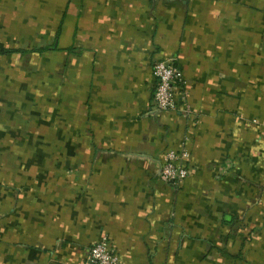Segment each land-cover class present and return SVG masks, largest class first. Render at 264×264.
<instances>
[{
    "label": "crops",
    "instance_id": "obj_1",
    "mask_svg": "<svg viewBox=\"0 0 264 264\" xmlns=\"http://www.w3.org/2000/svg\"><path fill=\"white\" fill-rule=\"evenodd\" d=\"M165 60L186 98L160 112ZM103 237L120 264H264V0H0V264Z\"/></svg>",
    "mask_w": 264,
    "mask_h": 264
},
{
    "label": "built area",
    "instance_id": "obj_2",
    "mask_svg": "<svg viewBox=\"0 0 264 264\" xmlns=\"http://www.w3.org/2000/svg\"><path fill=\"white\" fill-rule=\"evenodd\" d=\"M156 85L154 90L155 110H176L186 98L185 81L181 70L172 60L157 61L152 67ZM187 113V111H185ZM191 157L184 147L167 149L162 157L159 177L164 183L178 188L191 175ZM119 254L107 238L93 244L88 253L87 264H120Z\"/></svg>",
    "mask_w": 264,
    "mask_h": 264
}]
</instances>
